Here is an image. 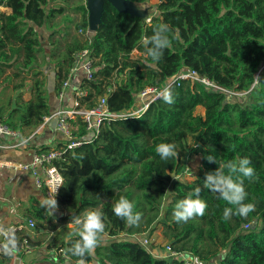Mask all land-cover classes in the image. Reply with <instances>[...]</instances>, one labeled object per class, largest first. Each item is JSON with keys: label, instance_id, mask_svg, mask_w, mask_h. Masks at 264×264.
I'll use <instances>...</instances> for the list:
<instances>
[{"label": "trees", "instance_id": "16d2710c", "mask_svg": "<svg viewBox=\"0 0 264 264\" xmlns=\"http://www.w3.org/2000/svg\"><path fill=\"white\" fill-rule=\"evenodd\" d=\"M131 1L141 8L150 0ZM0 6L11 9L10 14L0 11V120L20 140L52 114L51 97L68 79L75 55L84 50L95 70L93 80L80 81L87 95L78 101L86 110L106 96L111 113L137 111L144 89H164L185 71L218 87L191 79L171 83L172 104L160 97L145 111L101 127L91 144L67 150L56 163L63 186L55 216L41 206L40 197H31L21 208L24 217L36 221V233L47 238L13 234L9 248L12 240L15 248L0 255L4 264L11 262L24 237L34 247L46 245L50 264H75L76 257L65 256L79 239L80 226L73 218L97 207L104 213L105 237L95 256L86 258L88 264H184L154 256L131 239L151 235L157 227L172 251L196 264H264V0H158L156 11L146 18L120 13L105 2L102 24L90 37L85 36V0H0ZM160 24L169 25L172 43L154 61L144 40ZM51 71L52 91L47 83ZM73 127L75 137L87 136L82 116ZM160 143H174L179 156L162 160L155 151ZM63 147L64 142L56 146ZM208 155L218 163L251 160L258 179L244 181L245 203L255 204L247 217L225 220L223 210L231 206L204 189L206 174L219 167L207 161ZM195 157L199 170L192 181H184ZM196 187L208 204L205 215L177 222V202ZM121 196L141 214L137 225L129 226L114 214Z\"/></svg>", "mask_w": 264, "mask_h": 264}, {"label": "built area", "instance_id": "2783aa9c", "mask_svg": "<svg viewBox=\"0 0 264 264\" xmlns=\"http://www.w3.org/2000/svg\"><path fill=\"white\" fill-rule=\"evenodd\" d=\"M1 8L2 7L0 6V9ZM150 21L151 19L148 18L147 22L150 23ZM90 34H92V32L88 29L85 36L90 37ZM93 65L94 61L89 57L87 50L81 51L75 55L74 66L70 71L68 79L62 84L58 93V100L64 105V107H61L54 114L44 118V125L54 122V131L62 136L64 147L56 148L55 146L46 152H34L31 161L27 163L16 162L10 159H0V171H7L12 175L9 177V183H12L15 180L14 175H17V173H29L36 189L45 190L47 198H55L63 186V176L56 166V163L63 159V155L67 150H73L86 144H91L93 138L99 133L101 127L110 125L114 120L127 118L145 111L150 103L160 98L159 93L161 91L168 88L171 83L178 82L179 80H197L211 89H218L212 81L198 77L195 72L185 71L179 74L173 82H169L164 89L159 90L154 87L144 89L139 96V101L142 102V106L137 111L121 114L111 113L107 105L106 96L99 99L97 106L94 109L86 110L80 108L78 98L87 95V91L81 89L80 86L73 84L72 81L77 73H82L83 77L88 81L93 80V73L95 71ZM69 94H71L74 99L71 107L65 104ZM78 116H82L83 121L86 124L87 136L84 138H77L73 134V122ZM2 136L19 139V133L3 124L0 120V137ZM36 226V221L28 218H25L20 223L1 225L0 255L7 252L4 245H9L10 237L13 234L22 233L23 231H34ZM241 227L248 228L249 225L242 224ZM137 238L138 236H133L131 239L138 241ZM139 242H141L144 247L148 244L146 238H143V242ZM34 249L35 247L31 245L29 238L24 237L18 250L12 253V261H18V264H26L24 259L30 256ZM166 250L168 255H160L157 257L163 259L176 258L181 260L184 264H191L188 259L192 258H188V256L184 254L182 255L172 251L169 246H166Z\"/></svg>", "mask_w": 264, "mask_h": 264}, {"label": "clouds", "instance_id": "9594fccd", "mask_svg": "<svg viewBox=\"0 0 264 264\" xmlns=\"http://www.w3.org/2000/svg\"><path fill=\"white\" fill-rule=\"evenodd\" d=\"M170 27L167 24L157 25L153 29V35L145 38L144 44L147 47V55L154 61H159L171 43ZM160 97L168 104H172L173 94L169 88H165L159 93ZM156 153L162 160L174 159L179 156L174 143H160L156 146ZM209 163H218L213 155L206 156ZM215 172L207 173L203 187L213 193L218 194V198L225 201L231 207H225L223 218L231 219L233 215L247 217L249 213L255 210L254 203H245L248 193L245 188V179L249 181L258 179L254 167L251 166V160L247 157L235 160L221 161ZM202 189L196 187L184 199L177 202L173 217L177 222H187L195 217L205 215L208 204L201 199ZM41 206L46 209L49 215L55 216L58 211V202L55 198H45L41 201ZM135 205L128 198L121 196L114 204V214L125 220L129 226L137 225L141 219V214L134 211ZM104 213L101 208L86 210L79 217L73 218V222L79 225V239L65 251L67 259L76 257L75 264H88L87 257H94L97 248L105 237ZM9 245H4L8 254H11L15 248V241H10Z\"/></svg>", "mask_w": 264, "mask_h": 264}, {"label": "crops", "instance_id": "0c3cea01", "mask_svg": "<svg viewBox=\"0 0 264 264\" xmlns=\"http://www.w3.org/2000/svg\"><path fill=\"white\" fill-rule=\"evenodd\" d=\"M1 7L0 11L6 14L11 13V9ZM47 76V83L50 84L49 90L52 91L55 83V73L51 71ZM82 77V73H77L72 81L73 84L80 86ZM73 101L72 95L69 94L65 104L72 106ZM51 105L52 114L64 107L58 100V94L56 93L51 97ZM61 142H63V138L54 131V122L46 125L42 124L33 130L29 138L25 140L6 136L0 137V159L27 163L31 161L36 148L39 149L42 146L54 148ZM10 176H12L10 172L0 171V226L20 223L27 218L23 216L21 208L29 204L31 197H40L41 200L47 198L46 193L44 196L41 190L35 188L29 173H17V175H14L15 180L12 183L8 181ZM34 231H23V233L30 235L33 239L41 238L43 232L36 233ZM45 247V244L35 247L33 253L24 259L25 262H28L26 264H50L47 258L49 253L47 249H44ZM2 260L3 258L0 256V264H4ZM45 260L47 263H45ZM5 264H18V261L11 260V262Z\"/></svg>", "mask_w": 264, "mask_h": 264}, {"label": "rangeland", "instance_id": "374dc122", "mask_svg": "<svg viewBox=\"0 0 264 264\" xmlns=\"http://www.w3.org/2000/svg\"><path fill=\"white\" fill-rule=\"evenodd\" d=\"M158 3V0H150L146 5L142 6L141 9H147L148 10V14L150 12H155L156 11V5ZM92 34H90L91 36ZM139 54L137 52L134 53V56H138ZM257 77H259V74L257 75ZM235 95H241L239 94H235ZM228 99L229 100H235V97L233 96V94L228 93ZM139 107L137 110L140 109V107L142 106V102L139 101L138 102ZM69 107H71V105L68 104ZM197 114H204V109L203 108H198L197 109ZM188 167H189V171L186 173V175L184 176L183 180L190 182L192 181L193 177V173L197 172L199 170L200 167V160L199 158L195 157L192 160H190L188 162ZM36 232V230L34 231ZM147 235L144 236H140L137 238L138 241H142L143 242V238H146L148 240V244L146 245L147 249H149V251L152 252V254L154 256H160V255H168L167 250H166V246H168L167 241L163 238L162 236V229L160 227H157L156 231L151 233V235H149V233H146ZM149 235V236H148ZM148 236V237H147ZM46 236H42L41 240L43 241ZM47 238V237H46ZM136 241V240H135ZM44 249H47L46 247ZM187 258V257H186ZM189 258V256H188ZM189 262H191L192 264H196V260H192V259H188ZM186 262V261H185ZM217 261L213 262L212 264H216ZM28 263V262H26ZM45 263L46 260H45Z\"/></svg>", "mask_w": 264, "mask_h": 264}, {"label": "water", "instance_id": "95a60500", "mask_svg": "<svg viewBox=\"0 0 264 264\" xmlns=\"http://www.w3.org/2000/svg\"><path fill=\"white\" fill-rule=\"evenodd\" d=\"M88 10V23L90 32H96L102 24L105 11V2L111 4L118 12L134 17L146 18L148 10H142L131 0H85Z\"/></svg>", "mask_w": 264, "mask_h": 264}]
</instances>
